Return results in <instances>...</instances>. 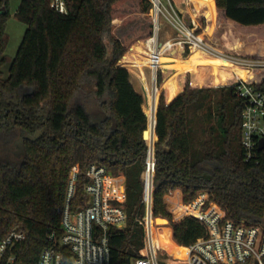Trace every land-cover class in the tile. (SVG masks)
Segmentation results:
<instances>
[{
	"label": "trees",
	"instance_id": "obj_1",
	"mask_svg": "<svg viewBox=\"0 0 264 264\" xmlns=\"http://www.w3.org/2000/svg\"><path fill=\"white\" fill-rule=\"evenodd\" d=\"M7 1L0 0V240L12 230L24 233L13 247L19 262L36 264L50 245L72 168L78 166L70 201L75 210L85 200L86 169L98 162L125 180L126 225L108 231L110 264H132L143 246L136 217L143 213L152 130L153 212L170 220L175 243L190 245L207 232L193 216L171 220L163 197L174 189L186 203L207 191V202L219 205L226 218L264 227V162L243 159L242 101L231 85L203 86L212 71L214 83L223 84L235 74L245 77L246 69L188 44L171 48L175 39L168 34L162 41L140 39L150 36V29L120 41L115 26L128 20L119 13L125 0H64L65 13L50 6L51 0H20L14 16L26 29L4 76ZM142 1L145 7L151 3ZM181 16L210 46L264 59V0H209L194 22L186 12ZM156 68L152 129L146 113L154 106ZM249 75L259 78L257 87L264 91V72ZM18 137L21 153L15 152ZM158 238L165 251L173 247L166 231Z\"/></svg>",
	"mask_w": 264,
	"mask_h": 264
},
{
	"label": "built area",
	"instance_id": "obj_2",
	"mask_svg": "<svg viewBox=\"0 0 264 264\" xmlns=\"http://www.w3.org/2000/svg\"><path fill=\"white\" fill-rule=\"evenodd\" d=\"M150 1L154 9V35L160 28L159 18H163L176 33L177 40L172 46L188 44L246 69L245 77L235 74L223 84L233 86L234 94L242 101L240 143L243 159L264 162V91L257 87L259 78L249 75L253 71L264 72V59L236 56L210 46L193 32L170 0H167V6L162 0ZM50 6L60 13L66 12L64 0H51ZM156 88L155 84V91ZM152 115L153 127L154 112ZM152 133L153 130L143 172V213L136 217L137 224L143 229V246L140 256L134 258L132 264H264V227L244 221L234 222L225 217L216 203L209 202L205 207L207 191L199 192L188 204L180 202L182 210L179 213L182 218L193 216L199 219L207 236L181 246L185 250L182 258L160 247L156 240L157 229L165 224L158 223L157 220L163 218L153 212L155 155ZM77 175L76 165L69 174L60 225L48 235L50 245L41 250L36 264H110L108 231L111 227L122 229L126 225L124 177L122 174L113 175L98 162L90 163L85 172L83 205L71 210ZM189 204L193 206L187 207ZM166 224L169 225L168 220ZM23 238V232L12 230L0 240V264H24L13 252L14 245Z\"/></svg>",
	"mask_w": 264,
	"mask_h": 264
},
{
	"label": "rangeland",
	"instance_id": "obj_3",
	"mask_svg": "<svg viewBox=\"0 0 264 264\" xmlns=\"http://www.w3.org/2000/svg\"><path fill=\"white\" fill-rule=\"evenodd\" d=\"M19 1L20 0H8L7 1V7H8V12H9V16L7 17V21H6V32L8 34V43H7L6 49L4 51V54H5L7 60H6V63L2 66V71H3L4 76H6L8 74L9 63L16 53L17 48L21 42L23 33L26 29V25L24 23L18 21L14 16V12H15L18 4H19ZM207 1H209V0H183V2H181V3L180 2L179 3H173V5L180 14L184 13L186 11V9H188V10L191 9V11H189V13H192V9L196 8V6L198 7L200 4L205 3ZM162 2L167 6V0H162ZM119 13L123 14L128 19L127 22H125L123 24H118L115 26V36L122 42L126 41L127 39L131 38L132 36H134L138 33L148 31L149 29L152 31V34L150 36H146V37H143L140 39H146L149 37H153V36L155 37L156 36L158 41H162L164 39V36L166 34H168V36H170L171 38L173 37L175 40H177L175 31L173 30V28L171 26H169L164 21L163 18H159L160 23L163 24L162 28H159L156 35H154V21H153L154 9H153V6L151 3H150V5L145 7V2L142 0H125L121 4ZM186 13L189 15L188 12H186ZM140 39H137L136 41H138ZM136 41H134L131 44V46ZM130 47H129V49H130ZM176 47H179V46L175 45V46H172L171 48H176ZM171 48L167 50L168 53L171 51ZM123 55H122V57H123ZM122 57L118 60V64H119V61L122 59ZM127 71L129 72V80H131L133 78V76L128 69H127ZM161 71H162L161 72L162 81L164 83V79L166 77V69H162ZM156 73H157V70L155 72V76H156ZM188 74H189V79L191 81V79H192L191 71H189ZM214 74H215V72L212 71L207 75L206 82H205V84H203V86H210V87H219L221 85L225 86L224 84H221V83H214V81H213ZM180 78H181L182 87H183L184 84L186 83V79H187L186 71H183L180 74ZM155 84H156V79L154 78V80L152 81V85L154 88V91H153L154 102H155V95H156ZM190 86L194 87L191 84H190ZM217 89L218 88H215V90H217ZM153 112H154V106H153V110L149 112L151 117H153V115H152ZM200 114L204 117L206 116L205 111H202ZM206 118H207V116H206ZM194 119L197 120L196 117H194ZM207 120H208V122H211V121L213 122V120H211V119L207 118ZM207 120H206V122H207ZM16 150H17V147L15 148V152H16ZM177 190L178 189H174L172 191H169L167 193V195H164V197H163V200L165 202V208L169 212V214L171 215L170 216L171 220L174 222H177L182 218L179 213L182 210V204L181 203L184 202L182 200V193L180 194ZM180 192H181V190H180ZM207 195H208V193H207ZM180 198H181V200H180ZM211 202H213V201H211ZM184 203H186V202H184ZM213 203H215V202H213ZM187 204H188V202H187ZM208 204H209V202H207L205 207ZM186 206L192 207L193 205L189 204ZM156 216L159 218V216H161V215H156ZM161 217L163 219L168 220L169 225H167L166 221L163 219L157 220L158 223L165 224L164 226H160L157 229V234H156L157 235L156 236L157 243L159 244L158 233L160 231H166L167 234L169 235L172 243H173V247H169L166 252L170 253L171 249H174V250L177 249L178 251L173 256L182 258L181 254L179 253V250L181 249V245H178L177 243H175V241H173L171 238L170 220L168 218H165L164 216H161ZM161 264H165V263L162 262Z\"/></svg>",
	"mask_w": 264,
	"mask_h": 264
},
{
	"label": "crops",
	"instance_id": "obj_4",
	"mask_svg": "<svg viewBox=\"0 0 264 264\" xmlns=\"http://www.w3.org/2000/svg\"><path fill=\"white\" fill-rule=\"evenodd\" d=\"M181 3V2H183V0H180V1H177V2H174V3ZM208 2V1H207ZM206 3V2H205ZM202 4H204V3H202ZM202 4H200L198 7L196 6V8H194V9H192V13H189V11H191V9L190 10H188V9H186V11L185 12H188L189 13V17H191V21H195V18L197 17V14H198V11H199V9H200V6L202 5ZM181 6V5H180ZM130 82H131V80H130ZM131 84H132V82H131ZM133 85V84H132ZM133 87H134V85H133ZM134 89L138 92V90L134 87ZM182 89H183V87H182ZM142 95V94H141ZM143 97V96H142ZM146 113V112H145ZM147 114H149V113H147ZM180 194H181V192H180V190L178 189L177 190ZM170 231H171V228H170ZM171 238H172V231H171ZM173 240V239H172ZM174 241V240H173Z\"/></svg>",
	"mask_w": 264,
	"mask_h": 264
},
{
	"label": "water",
	"instance_id": "obj_5",
	"mask_svg": "<svg viewBox=\"0 0 264 264\" xmlns=\"http://www.w3.org/2000/svg\"><path fill=\"white\" fill-rule=\"evenodd\" d=\"M0 11H2V9H0ZM154 107H155V102H154ZM154 123H155V119L153 118L152 129L154 128ZM15 146L17 147V150H16L17 153H21L23 151L24 145H23V138L22 137H19L18 139L15 140ZM261 147H262V145L259 146V148H261ZM163 220L166 221V219H163Z\"/></svg>",
	"mask_w": 264,
	"mask_h": 264
},
{
	"label": "bare ground",
	"instance_id": "obj_6",
	"mask_svg": "<svg viewBox=\"0 0 264 264\" xmlns=\"http://www.w3.org/2000/svg\"><path fill=\"white\" fill-rule=\"evenodd\" d=\"M155 57H156V54H155ZM223 61V60H222ZM224 63H227V64H231V63H229V62H225V61H223ZM156 63H157V59H155V65H156ZM178 250L177 249H171V251H170V253L169 254H172V255H174L176 252H177ZM184 248L183 247H181V249L179 250V253L181 254V256L182 257H184Z\"/></svg>",
	"mask_w": 264,
	"mask_h": 264
}]
</instances>
